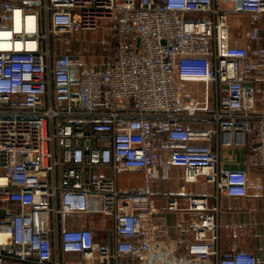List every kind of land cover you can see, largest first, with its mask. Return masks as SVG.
I'll use <instances>...</instances> for the list:
<instances>
[{
	"label": "built area",
	"instance_id": "built-area-1",
	"mask_svg": "<svg viewBox=\"0 0 264 264\" xmlns=\"http://www.w3.org/2000/svg\"><path fill=\"white\" fill-rule=\"evenodd\" d=\"M240 13L250 47L229 43ZM263 17L264 0H0V264H258L219 250V199L248 177L211 141L250 135L264 168L246 83L264 76ZM86 31L108 37L104 64L70 49ZM131 170L143 183L120 187ZM154 181L173 187L167 210L193 213L185 243L155 222Z\"/></svg>",
	"mask_w": 264,
	"mask_h": 264
},
{
	"label": "crops",
	"instance_id": "crops-1",
	"mask_svg": "<svg viewBox=\"0 0 264 264\" xmlns=\"http://www.w3.org/2000/svg\"><path fill=\"white\" fill-rule=\"evenodd\" d=\"M228 22L229 43L250 47V40L245 36V31L250 27V19L247 14L229 15ZM237 21L244 27L236 28ZM261 34L264 36V17L261 21ZM243 30V32H241ZM255 57L262 61L261 57L254 53ZM246 83L251 84L256 90V102H264V76L254 75ZM202 89V83L185 86V93L194 95ZM203 122L200 125L207 126ZM252 137L250 135H235L229 131L215 135L211 141L212 147L223 160L224 169H241L246 171L248 177L247 192L243 196H221L220 212L218 215L219 238L217 241L221 253H229L235 250H245L253 253L258 264H264V168L259 167L251 150ZM124 180L117 184L120 187L138 186L143 183V176L139 171H127ZM120 183V184H119ZM156 192L157 212L154 220L162 235L166 238H182L186 242L191 238L188 231V223L193 218L189 211L167 210L166 200L173 190L170 185L162 181L153 182ZM260 186V188L258 187ZM88 222V221H87ZM94 228L96 236H99V228L93 222H89Z\"/></svg>",
	"mask_w": 264,
	"mask_h": 264
},
{
	"label": "rangeland",
	"instance_id": "rangeland-1",
	"mask_svg": "<svg viewBox=\"0 0 264 264\" xmlns=\"http://www.w3.org/2000/svg\"><path fill=\"white\" fill-rule=\"evenodd\" d=\"M229 17H228V22L230 21L229 23H231ZM235 26L236 28L244 27L239 21H237ZM241 32H243V30H241ZM69 37L70 39H72L70 42L71 46L72 44L74 45V47H71L70 49H77L78 52L81 53L88 60L89 65L104 64L103 58L107 57L110 53L109 49L108 50L103 49L104 45L109 46L108 37L105 34L86 31V32H79L78 34H74ZM116 43H117L116 39L112 38V48L115 46ZM200 99H202V96L200 97ZM123 177H125L124 174L118 175L119 182L124 180ZM83 220L88 221V223L93 222L95 225H97L98 228H99V223L103 222L102 217L99 216L87 217V218H83ZM99 236H102L101 230H99Z\"/></svg>",
	"mask_w": 264,
	"mask_h": 264
},
{
	"label": "water",
	"instance_id": "water-1",
	"mask_svg": "<svg viewBox=\"0 0 264 264\" xmlns=\"http://www.w3.org/2000/svg\"><path fill=\"white\" fill-rule=\"evenodd\" d=\"M109 246L112 248L111 238L109 237Z\"/></svg>",
	"mask_w": 264,
	"mask_h": 264
}]
</instances>
